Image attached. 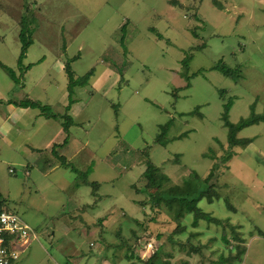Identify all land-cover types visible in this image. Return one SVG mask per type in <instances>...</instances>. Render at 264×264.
<instances>
[{
    "label": "rangeland",
    "instance_id": "374dc122",
    "mask_svg": "<svg viewBox=\"0 0 264 264\" xmlns=\"http://www.w3.org/2000/svg\"><path fill=\"white\" fill-rule=\"evenodd\" d=\"M175 1L0 0V62L21 83L0 68V119L16 130L6 135L0 128V200L38 236L16 264H129L116 241H130L134 220L143 218L136 202L149 199L141 181L147 161L184 190L212 173L210 185L221 197L198 203L216 223L199 220L196 227L193 215L177 226L147 207L146 220H154L138 241L152 238L169 264H264V198L256 192L264 184V123L236 135L252 139L249 146L230 147L221 120L229 100L233 124L264 113V0ZM21 31L32 41L24 71L17 62ZM70 59L71 93L64 70ZM219 61L239 68L241 79L214 70ZM7 99L50 105L58 118L32 108L19 120L7 118ZM66 119L74 121L60 144L70 142L71 149L60 148L69 168L49 154L55 140L46 146L64 132ZM163 127L166 143L156 144ZM85 143L90 153H76ZM90 168L87 181L100 186L97 196L76 174ZM237 247L244 252L229 262Z\"/></svg>",
    "mask_w": 264,
    "mask_h": 264
},
{
    "label": "trees",
    "instance_id": "16d2710c",
    "mask_svg": "<svg viewBox=\"0 0 264 264\" xmlns=\"http://www.w3.org/2000/svg\"><path fill=\"white\" fill-rule=\"evenodd\" d=\"M172 5H178V3L173 0ZM124 26L121 28L122 33L124 32ZM151 32L154 33L156 35V38L158 40H163V37L158 34L155 30L151 29ZM19 38L21 41V52L18 58V66L22 67V61L24 60L27 50L29 48V46L31 45L32 41L26 40V34L25 31H21V33L19 34ZM121 45L124 47V39L121 42ZM75 60V59H74ZM189 58H184L182 63L185 64V67H187ZM71 62H73V60H66L65 66H64V70L65 73L69 79V89H70V93L72 90V86L74 85V79H73V72L71 70ZM0 68L6 72V74L8 75V77L16 84H21L19 79L16 78L15 76V72L7 67L4 66L1 62H0ZM23 71L27 70V67H22ZM214 70L218 71L219 73H221L224 77L229 78L231 80H233L235 83L238 82V80L241 79L240 77V69L239 68H229L228 66H226L222 61H219L214 67ZM92 74V71H90L89 73H87L85 75V77L80 81L81 86H84L87 84L88 79L90 78ZM189 88V86H187ZM224 91H220V95H224ZM6 104L12 105L14 107H18V108H32V109H40L41 113H43L46 118H53V119H57L58 116L51 114V110L50 107L48 106H40L39 103H35V102H31V101H24L23 99L20 101H17L16 99H9L6 101ZM73 103H70V105H72ZM232 106V100H229V102L227 104L224 105V113L222 114L221 120L223 122V126L227 129V143L230 147H236V146H243V147H247L249 146L253 141L252 139H237L236 135L242 131L245 128H248L250 126L253 125H258L259 123H264V113L262 114H254L252 113L248 118H244L239 120L236 124L231 123L228 120V113L230 111V108ZM69 111V108L67 110V112ZM199 109L194 110L193 112L189 113L188 115H193V114H198ZM65 117H69L67 114ZM67 122L66 124L63 125V130L65 132V134L68 137V133H69V128L71 126L74 125L73 120L72 119H66ZM167 128V127H166ZM166 128L163 127L162 128V132L161 135L155 140L156 144H165L166 141L162 140L163 137L165 135V131ZM67 137L65 139V141H67ZM66 143V142H65ZM54 156H57V154H55L53 152ZM61 161V166H63L64 168H69L70 165L66 163V161L62 158L59 157ZM73 172H76L75 169H73ZM92 172V168L89 169V171H87V173H80V172H76V174L79 175V179L82 180L81 183L92 187V194L95 196L96 192L99 189V185L98 184H94V183H89L87 181V177L89 175V173ZM194 181L196 180V182H200L198 181V177L196 174H194ZM143 180H145L146 184H144V188H145V192L148 194L149 199H144L142 200V202H136V205L140 208V210L142 211V220H138L135 219L134 223L135 226L137 227V230H131L132 231V246L134 248V246L136 245V242L138 241V237L144 233V231L146 230V226L148 225V221L151 223L153 222V220H146L148 219L146 216V208L149 207L150 211H153L155 213L156 216H164L167 217L171 222H174L177 226H179L181 224V221L185 218V216L187 215H193V222H192V226L196 227L198 225V221L199 220H206L207 222H215L216 220L210 218L208 215L204 214L201 212V210L198 208V203L200 201H202L203 199H205L207 201L208 204H213L214 201H219L220 200V196L218 194V192L213 188V186L210 185V180L212 178V173H210L207 178H205L204 180L201 181V184H193V182L191 180H189V186L187 190H184V188H182L180 185L174 184L175 182H173L169 176L162 174L159 172L158 168H156L154 165H152V163H150L149 161L146 162V169L142 175ZM170 182H172L173 184H171L170 187L164 188V184H169ZM177 183V182H176ZM132 189L135 191L136 194L139 193L138 190L135 189V187H132ZM97 196V195H96ZM228 209L231 211H234L233 208H231V206H228ZM182 232L184 230V228H181ZM176 231V230H175ZM236 239V237H235ZM222 241L225 244H228L229 242L226 240V238L223 236L222 237ZM133 248H131L132 250H130V246L128 247V253L127 257L130 259H134L137 261L138 264H169L170 262L168 261H164L161 259V252L158 250H156L154 252V254L147 259L145 262L141 261L139 258L135 257V255L133 254ZM238 250V254H236V256L229 258V262H232L235 259H238L240 255H242V253L244 252V249H241L239 247H237ZM168 259H171L172 257L167 256ZM221 262H225V260L221 257Z\"/></svg>",
    "mask_w": 264,
    "mask_h": 264
},
{
    "label": "built area",
    "instance_id": "2783aa9c",
    "mask_svg": "<svg viewBox=\"0 0 264 264\" xmlns=\"http://www.w3.org/2000/svg\"><path fill=\"white\" fill-rule=\"evenodd\" d=\"M36 240V232L19 215L7 210L0 200V264H16L30 243ZM134 249L138 250L137 256L141 260L149 259L156 251L155 241L152 238L139 240Z\"/></svg>",
    "mask_w": 264,
    "mask_h": 264
},
{
    "label": "crops",
    "instance_id": "0c3cea01",
    "mask_svg": "<svg viewBox=\"0 0 264 264\" xmlns=\"http://www.w3.org/2000/svg\"><path fill=\"white\" fill-rule=\"evenodd\" d=\"M66 62V61H65ZM62 67V66H61ZM63 68V67H62ZM27 99V98H26ZM8 100V99H7ZM6 100V101H7ZM17 101H20V99H16ZM22 100V99H21ZM6 101H5V107H4V109H5V112H2L3 113V116L4 115H6L7 116V118H10V119H13V118H15L16 120H19V118H20V115L21 114H25L27 111H28V108L27 109H24V108H20V109H22V110H20V109H18V107H14V106H12V105H9V104H6ZM24 101H31V102H35V103H39L40 104V106H47V105H43V103H40V102H36V101H32V100H24ZM48 106H50V105H48ZM51 107V106H50ZM72 109H73V104L72 105H70L69 106V111H68V113H70L71 115H72ZM71 117V116H70ZM73 123H74V121H73ZM0 128H3L4 129V131H5V133H6V135H9L10 133H12V131H16L15 129H14V127H12L10 124H8L7 123V121H2L1 119H0ZM69 134H71V132H70V130H69V133H68V136H70ZM57 137V138H56ZM67 137V135L65 134V132H63V131H59L58 130V133L54 136V137H52L51 138V141H50V143H48L46 146L48 147L47 149H49L51 146H53V145H55V146H58L57 148L55 147V148H53L51 151H50V155L52 156V155H54L53 154V152L55 153V150L56 151H58L60 154H57V153H55V154H57L59 157H62V158H64L63 157V155H62V151H63V149L64 150H69V149H71V148H68L69 146H70V142L67 144V145H64V147H62L61 148V143L62 142H64V140H65V138ZM53 140H55L56 141V143L55 144H53V143H51V142H53ZM69 140H72V138H69ZM53 144V145H52ZM59 148V149H58ZM62 149V151H61V149ZM83 148V149H82ZM50 150V149H49ZM61 151V152H60ZM81 151H84L85 153L86 152H88V153H90L89 152V149H88V145L85 143V144H82L80 147H78L77 148V151H76V153L77 152H81ZM89 155V154H88ZM49 162V163H48ZM50 162H51V160H48L47 161V163L48 164H50ZM56 166V165H55ZM55 166H53L52 168H54ZM144 173V172H143ZM169 176V175H168ZM143 180V178L141 177V181ZM141 181L139 182V184L141 183ZM143 183L145 184V180H143ZM177 183H178V181H177ZM138 185V184H137ZM137 185L135 186V187H137ZM132 187H134V186H132ZM99 188H100V186H99ZM99 190V189H98ZM228 190V189H227ZM233 190H235V188L233 189ZM229 191H231V190H229ZM98 192V191H97ZM256 192H260L261 193V196H263V198H264V184H259V186L256 188ZM221 197V196H220ZM245 198H246V196H245ZM243 205V204H242ZM72 206H75V203L73 202L72 203ZM81 209L82 210H86V209H88V207H84V206H82L81 207ZM73 210L75 211V212H78L79 210H80V207H73ZM258 216H259V214H258ZM139 219V218H138ZM100 221V220H99ZM94 224V223H93ZM97 224H98V222H97ZM106 227V226H105ZM135 228V229H134ZM134 228L132 229V230H136L137 229V227L136 226H134ZM256 229V228H255ZM119 232V235H115V236H118V237H120V234H121V230H119L118 231ZM256 238H261V237H258V236H253L252 238H251V240H255ZM116 240H113L112 242H115ZM116 242H118L119 243V245L121 246V250H123L124 251V256L126 257V259L129 261V264H138L137 263V261L136 260H134V259H130V258H128L127 257V254H129L128 253V247L132 244V240L130 239V241H126V239H121L120 238V240L119 241H116ZM110 242H108L106 239H105V246L102 248L105 252H107V251H109V248H106V245H108ZM132 247L130 246V250H132L131 249ZM77 255L78 256H81L82 257V253H77ZM245 256H247V253L245 254ZM80 257V258H81ZM135 257H137V256H135ZM81 260V259H80ZM142 261V260H141ZM144 262V261H143ZM74 263H76V264H80V261H74ZM107 264V262L104 260V259H102L101 260V263L100 264Z\"/></svg>",
    "mask_w": 264,
    "mask_h": 264
}]
</instances>
